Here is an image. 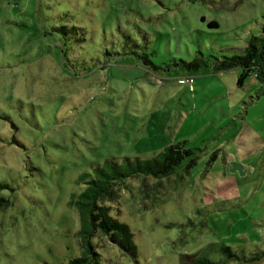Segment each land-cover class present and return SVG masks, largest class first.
I'll list each match as a JSON object with an SVG mask.
<instances>
[{"label": "rangeland", "instance_id": "374dc122", "mask_svg": "<svg viewBox=\"0 0 264 264\" xmlns=\"http://www.w3.org/2000/svg\"><path fill=\"white\" fill-rule=\"evenodd\" d=\"M263 14L264 0H0V264L81 254L74 201L94 168L182 139L191 164L97 201L135 255L95 231L91 263L264 264V80L210 68ZM194 57L208 64L179 60Z\"/></svg>", "mask_w": 264, "mask_h": 264}, {"label": "trees", "instance_id": "16d2710c", "mask_svg": "<svg viewBox=\"0 0 264 264\" xmlns=\"http://www.w3.org/2000/svg\"><path fill=\"white\" fill-rule=\"evenodd\" d=\"M217 22L214 19L208 21V25L214 26ZM140 57L144 63L152 66L155 64L147 56L141 53ZM187 67H198L201 64L206 65L204 60L196 57L189 60L179 59ZM239 66L237 82H241L242 78L253 72L254 75L264 80V14L260 30L257 34H251L242 48L241 53H233L215 58L210 64L212 72ZM185 140H178L169 143L158 151L154 156L145 159H136V161L126 159V164L111 161V166H96L97 174L85 180L84 189L78 194L75 205L81 218H87L89 226L87 233L81 240L82 253L68 258L65 264H92L96 261L97 253L93 251L90 242V236L98 231L101 235H105L108 240L117 243L120 248L135 255V245L132 241V232L125 222L117 220L109 213V206L97 202L103 198L111 199L115 197L118 187H114L115 183H121L128 176L144 174L160 177L171 173L178 166L185 156L193 154V149L184 146ZM194 157L189 156L188 166L194 161ZM119 181V182H118ZM3 185V184H0ZM89 254V257H88Z\"/></svg>", "mask_w": 264, "mask_h": 264}, {"label": "built area", "instance_id": "2783aa9c", "mask_svg": "<svg viewBox=\"0 0 264 264\" xmlns=\"http://www.w3.org/2000/svg\"><path fill=\"white\" fill-rule=\"evenodd\" d=\"M192 80H193L192 76H181V77L177 78V81L180 83L187 82L190 84L192 82Z\"/></svg>", "mask_w": 264, "mask_h": 264}, {"label": "crops", "instance_id": "0c3cea01", "mask_svg": "<svg viewBox=\"0 0 264 264\" xmlns=\"http://www.w3.org/2000/svg\"><path fill=\"white\" fill-rule=\"evenodd\" d=\"M184 76H185V75H184ZM186 76H192V75H190V74H186ZM196 80L198 81V78L195 79V78L193 77V80H192V82H191L190 84L187 83V82H184V83L187 84V88H188V89H192V88H193V87H192V84H193ZM200 82H201V80L198 81V83H200Z\"/></svg>", "mask_w": 264, "mask_h": 264}, {"label": "water", "instance_id": "95a60500", "mask_svg": "<svg viewBox=\"0 0 264 264\" xmlns=\"http://www.w3.org/2000/svg\"><path fill=\"white\" fill-rule=\"evenodd\" d=\"M237 167H239L238 164H236V163H230V167H229V169H230V170H234V169H236Z\"/></svg>", "mask_w": 264, "mask_h": 264}]
</instances>
